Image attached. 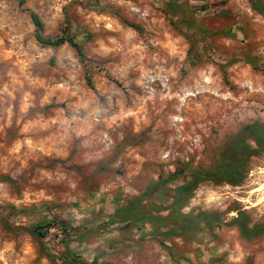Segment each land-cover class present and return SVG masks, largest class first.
Masks as SVG:
<instances>
[{
    "label": "rangeland",
    "instance_id": "obj_1",
    "mask_svg": "<svg viewBox=\"0 0 264 264\" xmlns=\"http://www.w3.org/2000/svg\"><path fill=\"white\" fill-rule=\"evenodd\" d=\"M30 11L85 58L40 45ZM167 11L165 0H0V180L16 182H0V264H52L9 228L53 220L67 227L43 239L58 264H264V237L246 243L225 225L168 250L149 227L114 221L149 191L145 206L161 202L154 188L175 173L167 194L211 167L244 126L264 125V17L249 0L200 3L189 26ZM237 209L264 221V153L242 186L202 184L183 213L228 222Z\"/></svg>",
    "mask_w": 264,
    "mask_h": 264
},
{
    "label": "trees",
    "instance_id": "obj_2",
    "mask_svg": "<svg viewBox=\"0 0 264 264\" xmlns=\"http://www.w3.org/2000/svg\"><path fill=\"white\" fill-rule=\"evenodd\" d=\"M167 3V14L170 17H184L183 23L187 26V16L196 13V8L200 3L208 7L209 0H165ZM24 2V0H23ZM197 5L196 6V3ZM250 8L256 14L264 17V0H249ZM202 7V6H200ZM227 15L226 12H222ZM32 22L35 26V38L43 47L58 48L64 45H70L74 48L81 58H85L82 46L76 41L75 37L65 34L61 37H49L45 35V24L42 19L33 11H30ZM125 23L131 28L141 32V29L135 24ZM175 25V24H174ZM204 30V29H203ZM208 37L213 35H223L228 37V32L220 31L217 34H211L205 31ZM253 65V61L249 60ZM264 153V125L252 123L244 126L237 133L231 135L225 144L216 151L215 163L208 168L198 167L191 172L189 179L183 184L176 186L174 190L167 194L162 189V185L177 180L181 174L175 173L168 180L158 183L155 191L161 196V202L158 204L150 203L144 205L146 197L151 196L152 192H147L144 196L134 199L127 204L120 206L114 214V221L119 224L130 226L149 227L151 235L155 238H163L159 244L166 249V242L169 239L193 236L199 232H214L215 226L225 225L228 228L235 229L240 238L246 243H252L264 237V221L259 224H253L250 215L246 211L237 209L236 217L225 222L223 214L218 212L200 211L196 214H185L183 209L191 200L194 192L200 185L212 183L215 185H230L240 187L247 179L250 171L251 160L260 157ZM10 185H16V182L10 178H2ZM168 200L167 204L162 201ZM166 214V215H165ZM61 228L67 233V227L64 222L58 220L47 221L29 228L15 227L9 228L16 231H24L35 238L39 243L41 254H43L52 264H58V258L53 255L43 244V239L47 238L49 230L53 227Z\"/></svg>",
    "mask_w": 264,
    "mask_h": 264
}]
</instances>
